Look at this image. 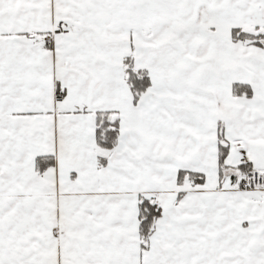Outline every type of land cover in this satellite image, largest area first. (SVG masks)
Segmentation results:
<instances>
[{"label":"snow or ice","instance_id":"6c2138e0","mask_svg":"<svg viewBox=\"0 0 264 264\" xmlns=\"http://www.w3.org/2000/svg\"><path fill=\"white\" fill-rule=\"evenodd\" d=\"M0 264H264V0H0Z\"/></svg>","mask_w":264,"mask_h":264}]
</instances>
